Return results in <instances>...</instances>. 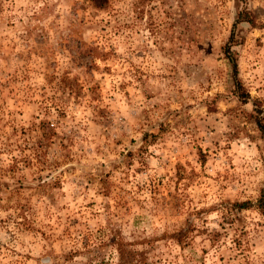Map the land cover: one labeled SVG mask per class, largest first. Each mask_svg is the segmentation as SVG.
<instances>
[{
	"label": "rangeland",
	"instance_id": "rangeland-1",
	"mask_svg": "<svg viewBox=\"0 0 264 264\" xmlns=\"http://www.w3.org/2000/svg\"><path fill=\"white\" fill-rule=\"evenodd\" d=\"M254 107L264 0H0V264H264Z\"/></svg>",
	"mask_w": 264,
	"mask_h": 264
},
{
	"label": "trees",
	"instance_id": "trees-1",
	"mask_svg": "<svg viewBox=\"0 0 264 264\" xmlns=\"http://www.w3.org/2000/svg\"><path fill=\"white\" fill-rule=\"evenodd\" d=\"M249 14L247 12H239L237 14V21H246L248 23H251L252 20L251 18L248 16ZM226 52L227 53V58L230 61L231 64V68H232V73L233 76L235 78V88H236V92H237V96L239 98H244L247 97V93H243L242 91H238L241 90L239 82L236 80V69H235V62L234 59L230 57V51L228 50V47L226 48ZM240 88V89H239ZM253 111V118H254V122L256 124V127L258 128V130L264 135V116L260 115L261 110L258 107H254L252 109ZM237 207L239 208H244V207H249V206H253V208H255L260 214H262L264 216V184L263 186L260 188L259 193L255 199V202L253 204H251L250 201H243L240 203H236Z\"/></svg>",
	"mask_w": 264,
	"mask_h": 264
}]
</instances>
